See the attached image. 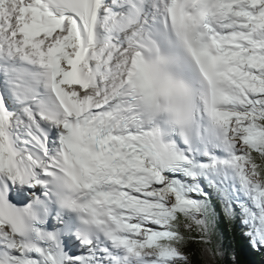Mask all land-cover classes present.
<instances>
[{"label":"snow or ice","instance_id":"snow-or-ice-1","mask_svg":"<svg viewBox=\"0 0 264 264\" xmlns=\"http://www.w3.org/2000/svg\"><path fill=\"white\" fill-rule=\"evenodd\" d=\"M217 208L264 251V0H0V264H214Z\"/></svg>","mask_w":264,"mask_h":264},{"label":"trees","instance_id":"trees-1","mask_svg":"<svg viewBox=\"0 0 264 264\" xmlns=\"http://www.w3.org/2000/svg\"><path fill=\"white\" fill-rule=\"evenodd\" d=\"M221 233L219 239L224 247L225 256L218 258L214 264H264V256H258L255 253L247 252L244 242L238 237H233L234 232L230 226H220ZM195 233H193L194 235ZM203 245L198 243H190L187 251L190 253V264H204L201 255ZM233 253L235 258L233 259Z\"/></svg>","mask_w":264,"mask_h":264},{"label":"clouds","instance_id":"clouds-1","mask_svg":"<svg viewBox=\"0 0 264 264\" xmlns=\"http://www.w3.org/2000/svg\"><path fill=\"white\" fill-rule=\"evenodd\" d=\"M245 244V243H244ZM246 245V244H245ZM246 251H248V249L246 250Z\"/></svg>","mask_w":264,"mask_h":264},{"label":"bare ground","instance_id":"bare-ground-1","mask_svg":"<svg viewBox=\"0 0 264 264\" xmlns=\"http://www.w3.org/2000/svg\"><path fill=\"white\" fill-rule=\"evenodd\" d=\"M233 237L235 238V236L233 235Z\"/></svg>","mask_w":264,"mask_h":264}]
</instances>
